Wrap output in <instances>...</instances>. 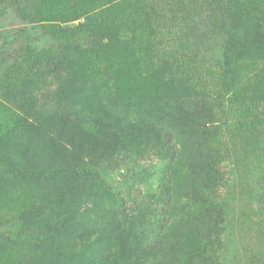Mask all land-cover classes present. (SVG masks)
Here are the masks:
<instances>
[{
  "label": "rangeland",
  "instance_id": "1",
  "mask_svg": "<svg viewBox=\"0 0 264 264\" xmlns=\"http://www.w3.org/2000/svg\"><path fill=\"white\" fill-rule=\"evenodd\" d=\"M209 17L227 22L223 38L204 37ZM262 23L264 0H0V85L13 94L27 86L29 80L15 72L27 71L32 56L63 59L66 53L75 63L71 75L96 96L109 87L105 64L111 62L123 92L158 90L212 111L221 149L215 160L219 181L208 195L225 211L218 244L181 253V242L169 231L182 233L196 206L189 196L193 176L183 164L197 148L183 130L164 128V137L141 150L105 156L93 184L75 190L68 173L49 174L58 159L46 154V134L10 126L0 92V264H264V100L243 98L245 91L264 89V61L257 56ZM76 30L109 35L94 42L91 52L65 49ZM223 49L240 59L232 101L214 100L213 74L225 62ZM45 74L40 71L38 82ZM46 82L35 92L42 113L74 110L83 101L70 89L59 92L57 79ZM130 104L123 110L139 117L141 110ZM16 158L45 176L19 175L12 167ZM69 193L77 207L64 203ZM63 226L77 230L80 240ZM35 234L54 253L26 242Z\"/></svg>",
  "mask_w": 264,
  "mask_h": 264
},
{
  "label": "trees",
  "instance_id": "2",
  "mask_svg": "<svg viewBox=\"0 0 264 264\" xmlns=\"http://www.w3.org/2000/svg\"><path fill=\"white\" fill-rule=\"evenodd\" d=\"M262 25L264 26V23L260 26ZM118 26L112 25L114 29H121L122 31L123 28ZM204 27L206 29L204 37L209 40L218 37L223 38L228 32L226 21L220 19L213 21L212 17H209ZM106 35L108 36L109 33L104 31L76 30L68 36L64 48L73 47L80 52H91L92 44L100 41ZM257 43V56H262V61H264V34L258 37ZM194 49L191 47L188 50L190 55L194 54ZM222 52L225 62H219L220 64L216 66L219 71L213 72L216 81L213 88L215 91L214 100L232 101L236 98V80L239 75L237 62L240 59L234 56L235 53L232 54L226 49H223ZM32 58L31 66L27 71L16 70L15 72L18 77L21 76L29 80L27 86H18L17 93L13 94L12 88L9 89V87L5 88L0 85V92L8 103L7 114L11 120L10 126L15 129L20 127L21 129H31L34 133H44L46 138L50 140L51 145L46 154L51 161L55 162L57 158L58 162L49 171V174H56L58 171L68 173L75 190L90 187L97 177L95 171L100 169L99 162L105 156L141 150L149 141L164 137V128L183 130L192 141V145L197 147L196 155L188 156L185 160L187 162L183 164L184 168H187L193 176V191H190L189 196L190 199L195 200L196 206L192 207L190 214L187 215L185 225L182 227L184 231L178 235L173 233L176 230H171L169 236L171 239H179L183 248L180 249L181 253L187 252V255L195 251L199 245H216L219 243L225 211L220 203H215L212 196L208 195V193L214 192L217 187L216 181L219 173L216 169L215 160L221 149V138L218 133L220 128L213 124L214 114L212 111H204L203 107L197 110L194 102L191 103L171 96L164 97L158 90H155L154 93L123 92L115 77L118 68L111 62L108 63L109 65L105 64V73L110 76L108 78L109 87H106L104 92L96 96L89 92L84 82H80V80L75 79L74 75H71L75 69V63L66 53L63 59L53 58L46 54L35 55ZM43 63L49 65L47 69L41 66ZM42 70H48V74H45L43 82H38ZM61 75L64 76L65 81L59 80ZM55 78L59 81V85L57 84L59 92L65 88L70 89L81 95L83 101L77 102L74 110L62 108L48 114L42 113L35 92L48 87L46 81L48 79L56 80ZM29 85H33V88L30 89ZM251 95L264 100V89L253 90L251 94L245 91L243 98L249 100ZM204 96L208 95L205 94ZM241 99H239L240 102H242ZM128 103H131L130 108L141 110L142 113L139 117L130 112L127 114L123 110V104ZM16 110L22 114H17ZM13 161L12 167L17 170L16 172H23L19 175L35 178L45 176L44 172L38 170L35 164H25L19 158ZM65 197L64 203L68 206L77 207L78 201L74 194L69 193ZM44 208L45 206L33 208L32 212H37L36 209L41 212V209ZM206 210L216 212V217L211 219L210 214H206ZM131 224L129 222V226ZM59 229L66 233L71 231L69 233L75 236V239L80 240L81 234L77 230H70L66 226ZM25 239L33 248L50 253L54 251L40 235L26 236ZM63 256L72 257L73 253L63 252ZM202 256L205 258V255ZM211 264L217 263L212 260Z\"/></svg>",
  "mask_w": 264,
  "mask_h": 264
}]
</instances>
